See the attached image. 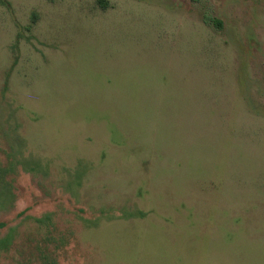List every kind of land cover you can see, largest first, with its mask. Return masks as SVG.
Listing matches in <instances>:
<instances>
[{"label":"rangeland","instance_id":"rangeland-1","mask_svg":"<svg viewBox=\"0 0 264 264\" xmlns=\"http://www.w3.org/2000/svg\"><path fill=\"white\" fill-rule=\"evenodd\" d=\"M52 260L264 264V0H0V264Z\"/></svg>","mask_w":264,"mask_h":264},{"label":"trees","instance_id":"trees-1","mask_svg":"<svg viewBox=\"0 0 264 264\" xmlns=\"http://www.w3.org/2000/svg\"><path fill=\"white\" fill-rule=\"evenodd\" d=\"M36 220L40 221V220H39V218H37ZM49 262H50L51 264H52V263H54V261H53V260H52V261H49Z\"/></svg>","mask_w":264,"mask_h":264}]
</instances>
